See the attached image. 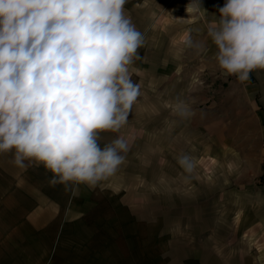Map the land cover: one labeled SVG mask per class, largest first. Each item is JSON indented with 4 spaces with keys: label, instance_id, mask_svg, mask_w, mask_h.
Here are the masks:
<instances>
[{
    "label": "clouds",
    "instance_id": "obj_1",
    "mask_svg": "<svg viewBox=\"0 0 264 264\" xmlns=\"http://www.w3.org/2000/svg\"><path fill=\"white\" fill-rule=\"evenodd\" d=\"M127 0H0V154L22 169L42 165L49 186L95 188L125 163L130 139L118 133L141 95L131 66L144 44ZM197 10L196 8L191 9ZM208 28L215 59L241 84L264 70V0H224ZM183 40L191 44L185 34ZM181 119L194 113L180 100ZM28 161V164H25ZM185 172L195 162L176 157Z\"/></svg>",
    "mask_w": 264,
    "mask_h": 264
},
{
    "label": "rangeland",
    "instance_id": "obj_2",
    "mask_svg": "<svg viewBox=\"0 0 264 264\" xmlns=\"http://www.w3.org/2000/svg\"><path fill=\"white\" fill-rule=\"evenodd\" d=\"M254 72L250 82L244 84L235 76L217 69L211 72L206 66L196 75L184 78V84L191 85L194 115L199 114L202 123L212 122L216 131L208 151H201L195 160L201 167L200 177L213 179L219 172L212 167L228 164L229 168L220 176L224 175L227 190L243 192L241 202L251 201L252 191L256 197L258 188L264 194V70ZM143 145L141 141L145 153ZM13 161L14 150L0 154V167L7 171V185L0 173V231H7V236H2L7 238L2 247L8 255L4 264L184 262L186 252L177 246L192 242L190 232L158 231L156 223L146 226L145 219L165 207L159 205L158 184L163 173L154 165L146 171H121V179L130 177V186L125 180L119 187L84 189L87 202L75 205L80 199L77 187L73 185L67 191L64 185L51 187V173L42 165L32 164L22 170ZM185 174L191 176V172ZM240 206L241 213L253 210L251 205ZM211 209L212 205L207 208L209 212ZM183 222L187 224L186 220ZM238 222L233 216L232 227H237ZM169 223L175 225V219ZM214 233H196L193 243L212 242ZM228 238L232 243L243 239L244 243L250 242L252 255L264 260V229L253 238L239 236V232Z\"/></svg>",
    "mask_w": 264,
    "mask_h": 264
},
{
    "label": "crops",
    "instance_id": "obj_3",
    "mask_svg": "<svg viewBox=\"0 0 264 264\" xmlns=\"http://www.w3.org/2000/svg\"><path fill=\"white\" fill-rule=\"evenodd\" d=\"M223 3L224 0H127L126 13L144 36V44L138 49V59L130 68L132 80L141 86V95L125 127L118 133L101 132L99 139L101 148L117 136H125L131 143L125 163L118 172L97 186L119 187L125 180L130 186V177L121 179V171H146L154 165L163 173L158 184L159 205L165 207L154 216L151 213L145 222L148 223L146 226L152 223L159 225L158 231L191 233L192 242L189 240L187 244L184 242L177 246L186 252L182 264H264V260L252 255L250 242L244 243L243 239L242 242L232 243L228 238L229 235L230 238L235 236L236 232H239V236L253 238L264 229V194H260L258 188L256 197H253L252 191L251 201L242 200V203L240 196L243 192L227 190L226 179L224 175L220 176L229 168L228 164L212 167L219 172V176L201 178V167L195 160L201 151H208L211 139L215 138V127L212 122L202 123L198 119L199 114L181 119L173 111V106L180 100L189 104L191 109L194 106L191 85L184 84L185 75H196L205 66L211 72H215V69L222 71L215 59L217 49L208 36V28L213 20L218 19V7ZM193 8L197 10L192 11ZM186 33L191 37L190 45L183 40ZM141 141H144L145 153ZM184 153L195 162L189 178L185 174L189 172L176 163L177 155ZM0 173L1 177L3 173L7 185L6 167H0ZM73 185L79 189L81 196L74 204L87 202L83 195L86 194L84 189L89 187L83 184L68 187ZM118 200L122 201L120 198ZM211 205L209 212L207 208ZM240 205H251L253 210L249 213L242 210L241 213ZM233 216L239 220L237 227L231 225ZM173 219L175 225L169 223ZM202 231L215 232L213 243H193L194 235ZM3 235L7 236V231H0V264H4L8 258L2 252V247L7 243ZM189 251L196 255H189Z\"/></svg>",
    "mask_w": 264,
    "mask_h": 264
}]
</instances>
